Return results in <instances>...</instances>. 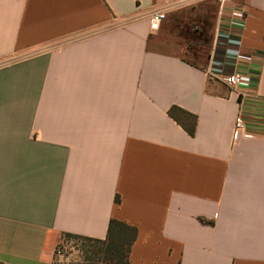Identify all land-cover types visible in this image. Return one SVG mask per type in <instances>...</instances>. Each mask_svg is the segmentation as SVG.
Returning <instances> with one entry per match:
<instances>
[{
	"label": "crops",
	"instance_id": "1",
	"mask_svg": "<svg viewBox=\"0 0 264 264\" xmlns=\"http://www.w3.org/2000/svg\"><path fill=\"white\" fill-rule=\"evenodd\" d=\"M160 1L0 0V264L111 219L137 228L130 264H264V0L207 1L204 64L151 42Z\"/></svg>",
	"mask_w": 264,
	"mask_h": 264
},
{
	"label": "rangeland",
	"instance_id": "2",
	"mask_svg": "<svg viewBox=\"0 0 264 264\" xmlns=\"http://www.w3.org/2000/svg\"><path fill=\"white\" fill-rule=\"evenodd\" d=\"M158 7L162 1L157 2ZM217 8L207 1L170 7L158 31L155 47L177 54L194 63H205L215 32ZM82 242L63 237L55 250L54 264H82Z\"/></svg>",
	"mask_w": 264,
	"mask_h": 264
},
{
	"label": "trees",
	"instance_id": "3",
	"mask_svg": "<svg viewBox=\"0 0 264 264\" xmlns=\"http://www.w3.org/2000/svg\"><path fill=\"white\" fill-rule=\"evenodd\" d=\"M169 115L175 118L189 134L195 133V115L178 107H172ZM116 199L118 200V197ZM63 237L82 242L85 253L82 264H130L129 255L137 237V228L117 219H111L104 239L71 233H66Z\"/></svg>",
	"mask_w": 264,
	"mask_h": 264
},
{
	"label": "built area",
	"instance_id": "4",
	"mask_svg": "<svg viewBox=\"0 0 264 264\" xmlns=\"http://www.w3.org/2000/svg\"><path fill=\"white\" fill-rule=\"evenodd\" d=\"M162 5L157 8L150 16V28L153 31H158L161 28L163 21L166 19L167 12L169 11L170 7L185 3L191 2H198V1H214L218 4V6L223 8V6L227 2H231L233 0H161ZM243 13L246 14L247 11L243 9ZM223 81L232 88H237L241 81L242 77L239 73L233 72L227 74L223 77ZM259 136L251 134L246 129V122L242 114H239L234 123L233 127V139L238 140L239 138L245 139H257Z\"/></svg>",
	"mask_w": 264,
	"mask_h": 264
}]
</instances>
